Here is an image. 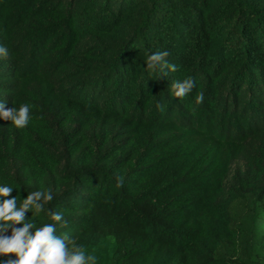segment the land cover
Instances as JSON below:
<instances>
[{
    "label": "trees",
    "instance_id": "16d2710c",
    "mask_svg": "<svg viewBox=\"0 0 264 264\" xmlns=\"http://www.w3.org/2000/svg\"><path fill=\"white\" fill-rule=\"evenodd\" d=\"M0 46V101L30 108L0 118V186L53 196L33 231L95 264H264V0H0Z\"/></svg>",
    "mask_w": 264,
    "mask_h": 264
},
{
    "label": "clouds",
    "instance_id": "9594fccd",
    "mask_svg": "<svg viewBox=\"0 0 264 264\" xmlns=\"http://www.w3.org/2000/svg\"><path fill=\"white\" fill-rule=\"evenodd\" d=\"M8 49L0 46V55L7 56ZM168 51H160L148 56L146 66L149 70L158 69L157 76L167 75L168 72H176L178 65L169 63L166 57ZM195 87L192 78L176 80L170 86L171 95L180 99L187 96ZM204 94L200 93L196 97V103H202ZM163 111V107L157 104ZM29 105H21L15 108H5L0 101V118L10 120L17 128H24L29 122ZM118 183L122 186L123 177L118 178ZM13 188L8 185L0 186V197H10L0 202V254L15 253L17 259L9 260L8 264H95L96 256L86 255L82 246H73L70 250L68 244L71 243L65 235L59 237L55 235L56 228L53 224H45L34 229V222H25V213L34 210L38 215L44 209V204L53 200L50 192L44 193L35 191L28 193L22 199V204L17 208V197L11 196ZM52 219L62 221V213H53ZM16 225H22L16 227ZM11 229V235H6Z\"/></svg>",
    "mask_w": 264,
    "mask_h": 264
}]
</instances>
